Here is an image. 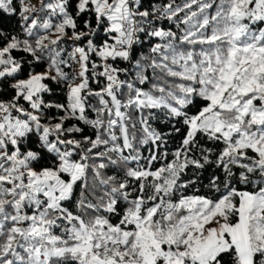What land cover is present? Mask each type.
<instances>
[{
	"label": "snow or ice",
	"instance_id": "6c2138e0",
	"mask_svg": "<svg viewBox=\"0 0 264 264\" xmlns=\"http://www.w3.org/2000/svg\"><path fill=\"white\" fill-rule=\"evenodd\" d=\"M0 264H264V0H0Z\"/></svg>",
	"mask_w": 264,
	"mask_h": 264
}]
</instances>
